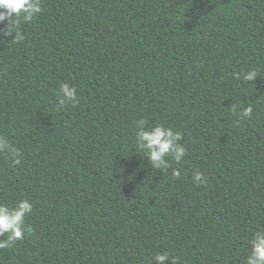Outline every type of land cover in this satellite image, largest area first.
<instances>
[{"label":"trees","instance_id":"1","mask_svg":"<svg viewBox=\"0 0 264 264\" xmlns=\"http://www.w3.org/2000/svg\"><path fill=\"white\" fill-rule=\"evenodd\" d=\"M42 8L21 22V43L0 36V135L21 151L20 164L0 153V203L28 199L34 229L0 264H155L165 251L245 264L264 230V0ZM64 82L75 107L57 106ZM141 118L182 132L185 158L153 168L136 147Z\"/></svg>","mask_w":264,"mask_h":264},{"label":"clouds","instance_id":"2","mask_svg":"<svg viewBox=\"0 0 264 264\" xmlns=\"http://www.w3.org/2000/svg\"><path fill=\"white\" fill-rule=\"evenodd\" d=\"M43 11L42 0H0V23L8 21L6 27L0 30V36H8L13 33L14 43H21L24 40V34L21 31V22H31L38 14ZM14 17V18H13ZM256 69L243 73V79L253 82L258 76ZM240 78V74H237ZM57 106L63 108L66 105L73 107L79 104V97L75 86L64 82L59 85L57 92ZM236 111V106L232 107ZM253 106L248 105L242 109L240 115L247 118L252 115ZM136 126V147L144 152L152 164V167L160 170H167L170 167L166 156H171L179 162L185 158L186 148L179 143L183 134L180 131H174L171 127H165L162 124L149 126L143 118L135 121ZM0 153H5L11 158L13 164H20L21 151L19 148L9 143L4 135H0ZM173 175L179 178L178 169H173ZM193 182L199 186L207 183L204 175L200 171H195L192 176ZM32 204L28 199H21L14 208L0 203V237L7 233L6 238L0 239V249H7L19 240L24 238L25 233H33L34 229L26 225L25 217L32 212ZM251 251L246 258L245 264H264V230H255L249 240ZM155 264H178V257H170L165 251L157 252L154 257Z\"/></svg>","mask_w":264,"mask_h":264}]
</instances>
